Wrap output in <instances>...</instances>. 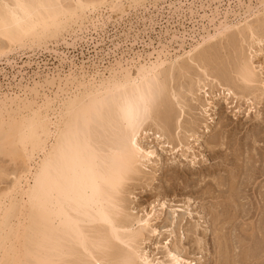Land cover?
<instances>
[{
	"label": "bare ground",
	"instance_id": "6f19581e",
	"mask_svg": "<svg viewBox=\"0 0 264 264\" xmlns=\"http://www.w3.org/2000/svg\"><path fill=\"white\" fill-rule=\"evenodd\" d=\"M146 1L0 0V59L18 50H49L61 42L66 50L88 46L95 40L92 33L103 38L100 30L105 35L111 21L129 15L125 2L130 10L152 7L161 16L162 3L170 2V11L175 5L173 0ZM184 1L186 10L172 11L179 26L208 19L215 35H202L204 44L220 38V45L201 51L200 43L179 54L165 46L128 58L123 53L104 66L78 65L52 49L62 67L69 65L67 72H39L19 92L0 90V186L6 184L0 187V264H197L185 258L181 242L160 244L163 259L150 254L147 244L159 236L153 224L158 217L130 208L129 189L162 163L154 140L173 151L192 149L197 119H181L198 94L219 88L230 97L261 96L264 63L257 60L264 55V0L256 5L239 1L242 19L231 23L233 12L226 11L217 25L221 7L212 9V4L224 0H176ZM199 9H210L213 18ZM161 22L151 18L150 24ZM93 44L99 45V39ZM194 67L200 71L196 76ZM176 82L186 95L172 86ZM200 105L206 112L214 102ZM4 158L20 168L10 172ZM187 200L184 211L191 217ZM176 213L173 224L179 222ZM224 215L217 214L215 226L228 224L219 222ZM220 253L228 254L225 249Z\"/></svg>",
	"mask_w": 264,
	"mask_h": 264
},
{
	"label": "rangeland",
	"instance_id": "374dc122",
	"mask_svg": "<svg viewBox=\"0 0 264 264\" xmlns=\"http://www.w3.org/2000/svg\"><path fill=\"white\" fill-rule=\"evenodd\" d=\"M147 1L146 4H150L154 0ZM239 1L249 3L250 0H224L221 5L217 2L213 3L212 9H215L214 5L221 7L219 10L221 16L216 19L215 25L224 22L226 11L233 12L229 15L231 23L241 20L245 11L238 8ZM251 1L254 5L258 3L257 0ZM172 2L175 3L172 11L177 9V14L182 13L181 11L189 6V3L185 1L183 4L176 0ZM169 3L161 4L160 7L164 8L161 11L163 16H161L152 7H149L150 10L147 12L142 9L130 10L129 4L125 2L124 7L128 9L129 15L118 22L111 21L112 23L104 29L106 36L100 30L103 38H99V33H92L95 40L90 41L88 46L78 45L76 50L72 48L66 50V46L61 42L56 47L50 45L49 50L43 48L36 49L34 52L29 49H26V52L18 50L8 57H2L0 59V90L19 92V86L32 83L33 78L37 79L36 74L39 72L44 74L60 70L67 72L69 65L64 64L62 67V59L57 58V54L52 49L58 51L60 56H63L62 53L65 52L68 59L78 65L84 62L89 66L94 62L104 66L109 61L121 58L123 53L128 58L138 52L154 53L155 50L160 51L165 46L170 53L179 54L183 49L190 50L192 46L200 43L203 45L199 47V50L203 51L220 45V38L212 39L204 44L202 35L206 38L209 34L215 35V29L208 19L198 18L194 23L185 21L184 29L179 26L180 20L177 14L170 11ZM204 5L207 6L208 3L205 2ZM199 13L201 15L207 13V16L213 18L210 9H206V12L199 9ZM173 15L174 20L171 18ZM151 18L155 23L162 22L153 27L150 24ZM115 19L117 20L116 16ZM203 27L209 30L204 32ZM193 28H196L194 33ZM97 39L100 44L95 47L93 43ZM67 40L70 43L73 42L72 39ZM257 61L264 63V55ZM194 68L192 74L196 76L200 71ZM261 78L264 79V76ZM186 82L187 80L182 81L184 84ZM173 85L177 91L182 92V95H186L185 90L181 89L182 84L176 82ZM208 91L210 95L198 94L197 99L201 104L202 102L206 104L207 100L213 101L214 106L204 112L200 109L201 105L199 106L200 103L197 100L193 106L191 104L193 111L190 112V108H186L187 114L183 117L184 119H181V121L197 119L195 138L199 142L197 143L192 137L191 150L173 151L171 146H164L162 141L151 138L149 142L154 140V145L157 146V143L158 146L160 145L162 163L152 168L153 171L149 170L150 175L142 182H136L134 186L132 184L128 194L131 195L128 196L129 206L135 208L137 212L141 211L140 214H144L145 210V213L153 212L152 214L155 213L158 217H155L153 224L159 230V236L156 235L147 244V249L152 256L164 258V251L157 247L169 242L171 246L174 242H181L185 258L194 260L197 264H264V91L259 92L261 96L258 99H254L253 96H246L245 98L248 99L239 98L240 96H231V98L227 96V92L224 94V91L219 88H208ZM2 160V164L8 170L11 169L10 172L20 168L8 159ZM230 197H233L236 205L232 204L233 199ZM187 199H191L190 210L194 215L191 217L184 211L187 209L185 206L188 203ZM163 203L166 204L165 208H162ZM176 210L179 222L173 224L171 223L172 214ZM217 214H225L220 216L219 222L227 220L228 224L215 226ZM197 224H200V227H197ZM192 228L194 230H191ZM224 249L227 250V255L220 253Z\"/></svg>",
	"mask_w": 264,
	"mask_h": 264
}]
</instances>
